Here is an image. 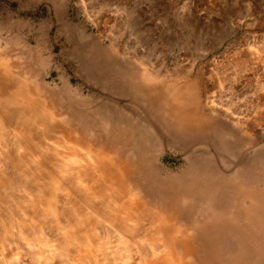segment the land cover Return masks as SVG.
<instances>
[{
	"label": "rangeland",
	"instance_id": "1",
	"mask_svg": "<svg viewBox=\"0 0 264 264\" xmlns=\"http://www.w3.org/2000/svg\"><path fill=\"white\" fill-rule=\"evenodd\" d=\"M154 263L264 264V0H0V264Z\"/></svg>",
	"mask_w": 264,
	"mask_h": 264
},
{
	"label": "bare ground",
	"instance_id": "2",
	"mask_svg": "<svg viewBox=\"0 0 264 264\" xmlns=\"http://www.w3.org/2000/svg\"><path fill=\"white\" fill-rule=\"evenodd\" d=\"M81 173L82 172H79V174L81 175ZM90 174H92V173H90ZM84 176H87L86 174L84 175ZM92 179V178H91ZM89 181V180H88ZM97 185V184H96ZM93 188V187H92ZM79 189V188H78ZM73 189L72 188V190L70 191V192H67L66 193V196L64 197V200H69V201H71L72 202V199L71 198H74V196H76V197H78V195H80L81 193H84V190H82V189ZM98 189V188H97ZM82 190V191H81ZM75 193V194H74ZM71 197V198H70ZM103 202V201H102ZM102 208V207H101ZM103 210V209H102ZM129 210V209H128ZM32 212V211H31ZM110 212V211H109ZM111 213V212H110ZM62 215H64V214H62ZM131 215V214H130ZM128 216V215H127ZM66 219V218H65ZM144 232V231H143ZM136 234V233H135ZM151 234H153V233H151ZM73 235H79V232H77L76 231V233L75 234H73ZM72 235V236H73ZM76 238V237H75ZM149 253V252H148ZM154 264H157V263H154Z\"/></svg>",
	"mask_w": 264,
	"mask_h": 264
}]
</instances>
